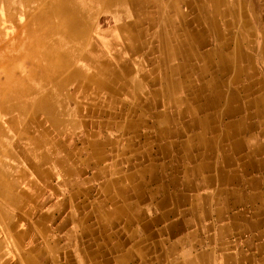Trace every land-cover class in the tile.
Segmentation results:
<instances>
[{
  "label": "bare ground",
  "instance_id": "bare-ground-1",
  "mask_svg": "<svg viewBox=\"0 0 264 264\" xmlns=\"http://www.w3.org/2000/svg\"><path fill=\"white\" fill-rule=\"evenodd\" d=\"M0 1L4 3L1 8L4 14L0 16V26L4 24L0 28L1 38H7L8 31L18 28L19 31L22 29L20 33L27 38L23 49L26 56L14 54L12 58L17 61L15 71L7 77H0V119L9 118L3 126L12 133L28 136L26 142L34 146L28 165L36 175V165L42 156L46 155L50 159L53 157L42 142L43 122L59 134L65 127L74 129L76 126L75 123L64 121L65 113L71 112L65 111L64 107L68 101L73 102V96L66 100L62 95L73 79L80 82L79 93L89 99L90 104L97 103V112L114 101L119 103V91L132 99V103L137 97H146L149 102L148 112L160 119L153 126L159 130L157 140L179 138L191 131L183 142H179L177 150L181 155L172 154L175 165L190 163V166L184 168L183 179H172V184L180 186V190L194 189L196 181L203 186L202 183L212 180L209 177L199 180L197 173L201 168L216 171L217 177H222L224 171L209 162L214 150L224 148L219 145V139L228 141L234 135L264 122L261 120L264 118V82H258L253 87L256 93L251 100L246 99V96L244 103L239 102L237 96L240 93L232 87L244 71L252 75L253 58L259 57L264 62V29L252 31L257 8L252 5L249 14L244 7L246 0ZM253 1L247 0L248 5L254 4ZM14 7L17 9L16 16H5L6 11ZM231 12L235 15V22L239 23V18L241 19V24L247 29L246 35L251 33L248 53L244 48L242 33L233 30L234 20L222 21ZM247 18L254 19L252 26ZM40 23L42 27L39 26ZM106 27L112 28L111 39L103 43L101 39L104 32L101 31ZM94 28L99 30L94 32L93 39H88L87 34ZM222 29L229 31L226 34ZM253 32L255 35L257 33V37ZM99 47L107 50L113 61L108 68L97 65V59L100 62L106 61L105 54L99 52ZM118 48L122 50L121 53H117ZM21 59H26L27 63L22 64ZM242 65L247 70L243 71ZM229 69L234 71V77L225 80L222 77L224 74H221ZM51 80L56 85L46 91L45 86ZM180 91H184L183 97L178 96ZM242 92L247 93L245 89ZM253 100L256 111L241 114ZM169 104L173 108L171 113L166 112ZM159 105L163 110L153 113ZM80 106L77 102V112L72 113L86 110ZM173 111L178 117L188 119L182 129H176L177 131L169 129ZM240 115L243 117L237 118ZM246 117L249 118L245 120ZM27 124H34L37 128L31 133L32 136H29ZM122 125L134 126L129 122ZM3 126L0 125V147L6 138L1 129ZM259 129L261 136H264V127ZM245 142L242 138L240 145ZM88 143L91 155L101 156L99 150L103 144L96 133L88 134ZM233 143L232 149L238 151L240 145ZM168 144V150L172 153L174 143L168 141ZM194 150L200 151L193 154ZM233 159L224 154L221 161L229 163ZM257 165L258 163L248 162L241 169L246 171ZM52 168L49 166L48 170ZM11 172L8 167L0 165L1 193L6 189L5 179L7 175H12ZM70 177L72 176H68V170L60 175L62 185H66ZM218 193L221 198L227 195L223 189L218 190ZM172 197L181 201L185 195L182 192L167 194L165 200ZM200 201H205L202 195Z\"/></svg>",
  "mask_w": 264,
  "mask_h": 264
},
{
  "label": "crops",
  "instance_id": "crops-1",
  "mask_svg": "<svg viewBox=\"0 0 264 264\" xmlns=\"http://www.w3.org/2000/svg\"><path fill=\"white\" fill-rule=\"evenodd\" d=\"M253 59L252 75L242 65L244 72L232 86L240 93L237 98L241 103L246 96L251 100L256 93L253 87L264 82V73H259L258 68L262 60ZM227 71L221 76L233 79L234 71ZM184 95V91L178 94ZM254 105L253 100L241 114L255 112ZM172 109L169 104L166 112L171 113ZM170 121L169 129L176 130ZM259 126L228 141L219 139L224 148L214 150L209 162L222 169L224 175L217 177L216 171L201 168L197 173L199 180H212L203 186L196 181L194 189L180 190V186L172 184L175 177L183 179L184 168L190 166L175 165L172 154H181L177 150L179 142L191 131L179 137V142V138L167 139L174 143L172 153L168 141L158 144L165 164L150 162L144 167L109 172L106 167H99L93 178L92 173L65 186L59 200L37 201L32 207L37 210L34 220L27 229L15 231L19 235L18 250L13 245L11 256L4 253L0 264H264V136L259 132L264 122ZM151 129L158 134V129ZM242 138L246 142L240 145ZM233 142L240 145L238 151L232 149ZM99 151L98 161L104 157L102 146ZM199 151L194 150L193 154ZM224 154L234 158L232 162H222ZM247 161L258 165L245 171L241 167ZM216 188L225 190L227 195L221 198ZM179 192L185 195L184 200H165L167 194ZM201 195L204 202L200 201ZM28 214L32 215V211ZM27 234L31 236L25 242Z\"/></svg>",
  "mask_w": 264,
  "mask_h": 264
},
{
  "label": "rangeland",
  "instance_id": "rangeland-1",
  "mask_svg": "<svg viewBox=\"0 0 264 264\" xmlns=\"http://www.w3.org/2000/svg\"><path fill=\"white\" fill-rule=\"evenodd\" d=\"M253 2L254 4L251 3L248 5L246 0L244 7L246 9L245 11H249L252 5L256 6L257 11L254 16V18L256 17V22L254 23V30L252 31L258 32L259 29H264V25H261L264 24V0H255ZM2 5L4 3L0 1V16L4 14L3 10H1ZM182 10L186 11L184 8ZM5 14L7 17H15L17 9L15 7L11 8ZM232 20H234L233 30L242 33L245 44L244 48L248 53L247 46L251 39V33L246 35L245 31L247 29L241 24V19L239 18V23L235 22V15L232 12L222 19L224 22H232ZM247 20L251 21L250 24L252 26L254 19L247 18ZM99 21L100 19H98ZM3 26L4 24L0 28ZM39 26L42 27V23ZM95 28H98V25H95ZM95 28L87 34L88 39H93L94 32L99 30ZM223 28L225 27L223 26ZM222 30L226 34L229 31L226 29ZM20 31L19 28L8 31L7 38H1L2 35H0V77H7L15 71L17 61L12 58L14 54L22 55L21 57L27 54L23 52L27 38H24V34H21ZM111 31V27L102 29L101 32H104V35H106L102 36L101 42L104 43L111 39ZM255 37H257V33ZM116 51L117 53L122 52L120 48L116 49ZM99 52L105 54L106 61L100 62L95 58L97 59V65L101 68H108L113 63L108 51L99 47ZM252 54H254L253 51ZM21 62L22 64H26L27 60L21 59ZM258 68L260 69L259 72L264 73V62L259 61ZM76 80H71L62 93L66 100H69V97L73 96L71 98L73 102L70 103L68 101L64 107L65 111H71L69 114L65 113L66 117H64V121L66 122L67 120L69 123H75L76 126L74 129L65 127L62 129V133L59 134L51 127H48L47 123L43 122L42 142L43 144L45 143V147L49 148L50 155L52 157L53 154V157L50 159V157L46 158V155H43L44 158L42 156L41 161L36 165V169L38 170L37 175L34 174L28 165L30 163L31 149L34 148L33 144L31 145L29 142H26L25 139L28 136L23 137L18 133H12L11 130L6 129V126H3V123L6 120L8 121L9 118L4 119L2 117L0 119V125L3 126L1 129L6 136L0 147V165L8 167L12 171V175L9 174L6 176V189H4L3 193L0 192V261L4 253H8L11 256V247L13 245H15L14 249L18 250L19 235L17 236L16 233L27 229L30 221L34 220L37 215V210L32 207H35L37 201L41 203L46 201L49 203L59 200L61 198L60 193L66 190L65 186L68 185L70 187V184L74 185L76 181H82L92 173L93 178L101 166L106 167L108 172L115 170L127 171L135 169L136 167H144L147 163L150 164V162L159 165L167 162L159 151L158 144H166L165 142L168 140L167 138L157 140V131L151 129V126L153 127V124H156L158 119L153 114L147 113L146 108L149 105L146 104L149 103L147 98L137 97L135 102L132 103V99L119 91V103H115L114 101L97 112L99 109L97 103L90 104L89 99L79 93L80 82ZM55 85L56 82L51 80L45 86V90H51ZM77 102L79 106L81 105V108L85 107L86 110L79 113H72L77 112ZM162 110L163 107L159 105L153 113H158ZM175 113L174 111L172 113L174 127L176 129H182L188 119L186 117H178ZM128 122L134 125L133 128L122 125ZM27 128L30 131L29 136H32L31 133L37 129L34 124L31 126L27 124ZM119 130L122 131L120 132ZM195 131L197 130L195 129ZM89 133H96L98 140L103 144L102 150L104 151V157L100 161L97 160L95 155H91V147L88 144ZM179 140L180 138L176 141L179 142ZM40 150L44 153L42 148ZM49 166L53 168L48 170ZM67 170L68 176L72 177L68 179L66 185H62L59 176L64 175ZM64 187L65 189L62 190ZM29 211H32V215H27ZM30 236L31 234L26 235L25 242H28Z\"/></svg>",
  "mask_w": 264,
  "mask_h": 264
}]
</instances>
